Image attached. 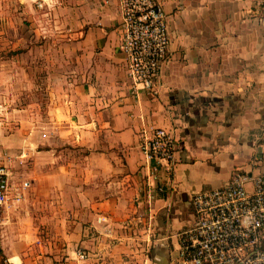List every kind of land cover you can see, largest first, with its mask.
<instances>
[{
	"label": "crops",
	"instance_id": "crops-1",
	"mask_svg": "<svg viewBox=\"0 0 264 264\" xmlns=\"http://www.w3.org/2000/svg\"><path fill=\"white\" fill-rule=\"evenodd\" d=\"M41 1L46 23L58 14L42 41L46 104L33 101L35 28L13 44L25 54L3 57L0 43V153L14 187L30 183L19 202L12 190L3 210L2 257L177 264L180 233L195 222L192 194L225 185L235 171L264 174V16L255 0H157L170 52L158 95L136 97L119 0H74L70 29L66 0ZM150 127L177 143L173 183L163 170L150 179L160 168L140 150Z\"/></svg>",
	"mask_w": 264,
	"mask_h": 264
},
{
	"label": "built area",
	"instance_id": "built-area-1",
	"mask_svg": "<svg viewBox=\"0 0 264 264\" xmlns=\"http://www.w3.org/2000/svg\"><path fill=\"white\" fill-rule=\"evenodd\" d=\"M119 2L123 15L120 48L127 60L131 94L157 96L171 45L167 15L157 0ZM255 5L264 16V0H255ZM140 150L149 163L160 166L152 168L153 182L162 170L168 182H174L178 149L170 133L162 128H145ZM6 157L0 153V264H11L1 252L3 210L10 203L12 190L19 202L30 187L27 181L14 187L11 169L4 163ZM152 180L146 184L148 189L153 188ZM159 191L164 192V187ZM191 204L195 222L180 233L177 264H264V174L235 171L225 185L193 193ZM77 258L84 263L89 259L81 250Z\"/></svg>",
	"mask_w": 264,
	"mask_h": 264
},
{
	"label": "rangeland",
	"instance_id": "rangeland-1",
	"mask_svg": "<svg viewBox=\"0 0 264 264\" xmlns=\"http://www.w3.org/2000/svg\"><path fill=\"white\" fill-rule=\"evenodd\" d=\"M41 4V0H34L30 4H27V2L23 3L21 0H0V43L4 45V50L1 54L3 57L15 56L17 53L19 55L25 54V48L23 46L13 48V44L19 40L25 41L27 37L32 38L30 31L35 28L34 40L36 46H39L40 60L35 70L37 77L35 85L37 91L33 97V101L39 104H46L47 96L45 95V81L43 80L42 74L44 71L42 67L43 60L41 58L43 50L42 41H44V36L48 34L45 28L50 27V24L54 26V20H57L58 14L52 13L51 16H48L49 22L46 23V18L44 19L41 13ZM66 7L68 8V14L64 18L66 19L67 29H70L74 24V0H66ZM32 8L34 9L33 14L31 13ZM33 24L35 25L34 27ZM67 34L66 39H71L72 37L69 36V32ZM46 38H49V35ZM50 38L53 37L50 36ZM22 168L25 169V166Z\"/></svg>",
	"mask_w": 264,
	"mask_h": 264
}]
</instances>
